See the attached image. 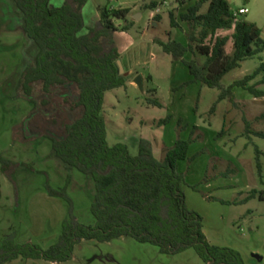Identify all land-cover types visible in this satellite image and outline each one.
<instances>
[{
	"label": "rangeland",
	"instance_id": "374dc122",
	"mask_svg": "<svg viewBox=\"0 0 264 264\" xmlns=\"http://www.w3.org/2000/svg\"><path fill=\"white\" fill-rule=\"evenodd\" d=\"M228 1L233 11L248 8L240 19L257 24L264 36V0ZM61 2L52 0L53 4ZM156 2L161 7L159 23L152 21L157 8L150 5ZM93 3L100 11L130 8L127 22L135 41L131 51L139 60L138 71L146 75L143 90L132 75L127 87L106 93L103 114L110 145L127 144L131 154L138 155L140 142L145 140L152 145L154 156L163 160L179 139L192 138L188 157L177 163L178 171L185 175L188 208L203 217V229L212 244L238 250L246 264H264V138L255 134L264 131V97L236 87V103L224 100L211 112L221 91L192 81L187 65L153 42L168 40L170 32L181 42L187 39L185 23V29L171 27L169 11L177 7L175 0ZM141 12L143 17L138 20L135 15ZM116 24L122 27L123 22ZM233 32L221 30L220 34L232 37ZM233 51L231 38L227 52ZM36 54L14 1L0 0V245L14 235L18 243L31 242L48 249L59 241L63 223L72 215L87 225L96 222L92 212L96 184L91 176L68 168L55 156L52 141L37 124L28 123L29 135L26 132L33 105L20 94L18 86ZM126 54L129 57L130 52ZM261 57L243 62L224 77L223 83L229 86L252 73L264 53ZM151 100L161 106L151 104ZM257 147L263 152L262 175L256 164ZM1 158L18 164L11 176L3 170ZM51 189H67L72 207L66 198L52 195ZM254 190L255 198L243 202ZM16 261L13 264H52L43 259ZM63 264L211 263L196 248L171 255L156 245L121 237L109 242L82 241L76 245L74 257Z\"/></svg>",
	"mask_w": 264,
	"mask_h": 264
},
{
	"label": "trees",
	"instance_id": "16d2710c",
	"mask_svg": "<svg viewBox=\"0 0 264 264\" xmlns=\"http://www.w3.org/2000/svg\"><path fill=\"white\" fill-rule=\"evenodd\" d=\"M13 1L25 35L37 48L18 86L20 94L33 105L26 125L41 127L58 159L95 180L92 212L96 222L87 225L72 215L64 221L59 241L48 249L31 242L21 244L14 235L9 236L0 245V264L19 258L66 262L82 241L109 242L121 237L156 245L171 255L196 248L211 264H246L238 250L212 244L204 232L203 217L187 206L185 175L178 171L177 163L188 157L192 138L179 139L163 160L154 156L152 145L145 140L140 142L138 155L131 154L127 144L112 146L108 141L103 114L106 93L127 87L129 82L119 65L122 53L116 33L129 31L130 8H104L98 23L89 26L83 9L90 0H65L60 5L52 0ZM175 3L177 7L169 11L171 27L181 28L185 23L188 42L171 37L170 32L168 40L155 39V43L187 65L192 81L221 91L211 112L224 100L235 104L236 87L264 97V59L252 73L229 86L223 83L224 77L243 62L262 56V29L236 17L228 0ZM158 6L157 2L150 5L152 9ZM160 19L158 14L156 20ZM117 21L123 22L122 27ZM231 29L232 37L220 34ZM231 38L234 51L229 54ZM149 102L161 106L157 100ZM255 134L264 138V131ZM256 152L258 173L262 175L263 152L258 147ZM1 162L8 176L18 166L6 158ZM256 193L254 190L243 202L255 198ZM51 194L66 198L72 207L67 189H51Z\"/></svg>",
	"mask_w": 264,
	"mask_h": 264
},
{
	"label": "crops",
	"instance_id": "0c3cea01",
	"mask_svg": "<svg viewBox=\"0 0 264 264\" xmlns=\"http://www.w3.org/2000/svg\"><path fill=\"white\" fill-rule=\"evenodd\" d=\"M61 1H62L61 4H63L65 2V0H61ZM56 5H60V4H56ZM83 12H84L86 24L89 26L96 25L101 18V11L93 3V0H90L87 3V5L83 9ZM158 14H161V12L157 13L156 11H154V13H152V21L153 22L159 23V21L156 20V16ZM135 17L139 20L143 17V13L141 12L139 14H136ZM161 19H162V16H161ZM181 26L185 29L183 23H181ZM186 31H187V28H186ZM186 38H187V35H186ZM116 40H117V44L120 48V51L122 53L121 59L119 61H121L122 65H123L124 74H126L127 76L133 75L134 80L136 79V77L138 75H142L144 78V81H145L146 80L145 73H143L142 71H138V68H137L139 65V60L137 58H135V56L132 54V51H131L133 49V47L135 46V41H134L133 37L129 34V31L117 32L116 33ZM153 42L155 43V40ZM183 42L187 43L188 39H185V41H183ZM155 44H157V43H155ZM127 52H130L129 57L125 56V54ZM186 58H188V59L190 58L189 54L186 55ZM130 86H136V85L132 84ZM15 262H17V261L15 260L14 262L12 261V263L9 262L7 264H13ZM51 263L52 264H63L65 262H51Z\"/></svg>",
	"mask_w": 264,
	"mask_h": 264
},
{
	"label": "water",
	"instance_id": "95a60500",
	"mask_svg": "<svg viewBox=\"0 0 264 264\" xmlns=\"http://www.w3.org/2000/svg\"><path fill=\"white\" fill-rule=\"evenodd\" d=\"M119 65H120V68H121V72L122 73H124V69H123V65H122V63H121V61H119ZM135 81L138 83V86L140 87V89H142L143 90V88H144V78H143V76L142 75H138L137 77H136V79H135ZM26 128H27V125H26ZM27 134L29 135V131H28V129H27ZM255 257H257V258H262L260 255H258V254H255L254 255Z\"/></svg>",
	"mask_w": 264,
	"mask_h": 264
},
{
	"label": "built area",
	"instance_id": "2783aa9c",
	"mask_svg": "<svg viewBox=\"0 0 264 264\" xmlns=\"http://www.w3.org/2000/svg\"><path fill=\"white\" fill-rule=\"evenodd\" d=\"M111 9H115V7H111ZM156 12L157 13H160L161 12V7L160 6L157 7ZM248 12H249V9L248 8H241L238 11H234V15L236 17H239V16H241L243 14H246Z\"/></svg>",
	"mask_w": 264,
	"mask_h": 264
}]
</instances>
